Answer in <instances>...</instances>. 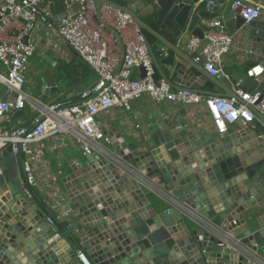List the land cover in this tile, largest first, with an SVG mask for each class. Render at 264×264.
I'll return each instance as SVG.
<instances>
[{
    "label": "water",
    "instance_id": "1",
    "mask_svg": "<svg viewBox=\"0 0 264 264\" xmlns=\"http://www.w3.org/2000/svg\"><path fill=\"white\" fill-rule=\"evenodd\" d=\"M94 1L98 11L107 5L132 18L152 57L155 82L159 78L169 82L166 73L174 72L208 89L223 86L232 96L228 80L210 77L202 62L194 63L192 55H185L163 37L178 40L184 30L202 39L205 22L216 14L197 11L182 0H149V17L159 30L155 31L131 9L137 0H121L124 5L118 0ZM222 20L228 34H240L249 43L251 59L264 69V22L245 24L232 12L222 15ZM105 28L120 39L111 27ZM142 31L156 39L159 52L163 47L171 52L156 56ZM174 55L202 77L194 76ZM140 72L143 77L144 71ZM237 86L244 92L264 95V80L245 77ZM252 112L260 122L257 132L229 125L227 132L235 130L230 137L233 144L208 142L159 124L149 129L148 140L141 137V151L109 135L111 144L104 153L84 155V165L79 159L73 162L76 165L71 162V172L63 179L64 197L82 229L78 243L87 249V259L92 264H264L253 247L261 244L264 232H253L242 215L253 204V190L264 187V116ZM23 114L18 110L12 119ZM140 186L153 191L162 206L152 207ZM0 199V264H81L77 251L61 244L33 196L26 194L11 147L0 153ZM190 219L199 229H188L186 220ZM247 247L250 253L245 251Z\"/></svg>",
    "mask_w": 264,
    "mask_h": 264
},
{
    "label": "built area",
    "instance_id": "2",
    "mask_svg": "<svg viewBox=\"0 0 264 264\" xmlns=\"http://www.w3.org/2000/svg\"><path fill=\"white\" fill-rule=\"evenodd\" d=\"M55 1L3 0L0 3V87L5 88V93L0 96V153L11 147L13 155L23 157L21 164L18 162L19 173L30 198L31 189L42 192V177L34 165L39 162L41 152L37 147L41 142L56 136H68L83 155L96 151L104 153L105 148L99 143L103 141L109 145L111 139L97 125V115L112 107L130 110L131 102L143 95L156 104L168 102L202 106L219 136L224 135L232 124L241 129L260 124L252 110L264 116V95L246 93L236 85L231 86L232 96H203L188 87L172 89L165 80L155 82L148 47L127 13L107 5H101L98 11L94 0H59L64 11L55 18L50 12ZM138 9H144L143 5ZM205 9L216 16L205 22L202 39L187 38L185 48L193 56L194 63L202 62L205 73L218 79L223 75L222 61L232 47L233 36L228 34L222 17L217 13L228 9L247 24L260 19L262 7L247 0H206ZM148 11L149 8L145 14ZM52 18H55L54 24L50 22ZM93 20L97 22L93 23ZM40 23L52 28L96 76L95 82L79 93L76 103L54 101L45 104L26 98L22 91L28 61L37 45L33 32ZM106 26L119 34L123 47L120 68L121 59L110 49L105 35ZM109 34L113 38L111 31ZM24 37L27 38L25 43L22 42ZM48 45L56 47L51 40ZM140 69L144 71L143 77H140ZM134 72H137L136 77ZM262 75L264 69L260 64L246 72V77L254 81H259ZM26 108L33 112L28 126L3 127V122H9L11 114ZM52 199L44 200L43 204L48 210L56 211L58 206L54 201L57 202L59 196L53 194ZM70 215V209L61 211L59 215V220L67 227ZM46 224L52 227L54 220L47 217ZM253 247L257 248L255 244ZM76 259L81 264H92L83 251H77Z\"/></svg>",
    "mask_w": 264,
    "mask_h": 264
},
{
    "label": "crops",
    "instance_id": "3",
    "mask_svg": "<svg viewBox=\"0 0 264 264\" xmlns=\"http://www.w3.org/2000/svg\"><path fill=\"white\" fill-rule=\"evenodd\" d=\"M3 0H0V3ZM183 2L191 3L194 5L196 10L205 11V1L206 0H182ZM250 2L258 3L262 7V13L259 21L264 22V0H247ZM117 3L124 5V2L118 0ZM149 0H137L131 9L133 12L142 19L148 26L153 30L159 31L153 24V20L149 17V12H147L150 6ZM138 5V6H137ZM143 5L144 9L139 10L138 7ZM42 7H44L42 5ZM64 7L61 1L56 0L50 7V12L53 17H58L63 14ZM142 11V12H141ZM228 9L224 12H218L217 16L224 15L228 13ZM55 18H52L50 22L55 23ZM97 20H93L96 23ZM152 23V25H150ZM106 38L108 39L110 49L117 53L120 59L123 56L122 44L119 39L113 35L110 37L109 31H105ZM8 36H11L9 34ZM33 37L36 42V50L33 55L29 58L27 71H26V83L22 88V91L26 98L35 99L41 103H50L54 101H60L63 103H76L79 100V93L83 90L80 88L81 85L88 87L93 84L96 80V76L92 72L90 76L87 77L86 74L90 72V67L84 63L79 57L70 49V47L64 44L52 28L47 27L46 24L40 23L38 28L34 30ZM163 37L178 50H180L185 55H191L185 48V40L191 37L190 34L183 30L181 37L178 40H174L170 35H163ZM56 45V47L48 45L50 41ZM156 39L150 44L152 50L159 56L162 52L169 51L166 47H163V51H158V46L155 44ZM171 52V51H169ZM251 54H253L249 48V43L244 40L240 34L233 36V43L229 53L224 57L222 61L223 75L218 78L228 80V86L235 87L239 79L246 77V72L258 65L255 60L251 59ZM176 57V55H174ZM178 60V58L176 57ZM179 61V60H178ZM186 68L189 69L194 76L202 77L201 73L194 67H191L184 61H179ZM34 64V70H36V79L38 83L35 84L30 78L29 70L30 66ZM89 67V68H88ZM1 70V69H0ZM92 71V70H91ZM133 75L136 77L137 72ZM166 77L172 86V89L177 87H188L193 89L197 93L203 96H218L226 97L228 96L225 89L215 85L212 89L206 88L204 85L193 84L189 82L184 74L177 76L174 72L166 73ZM162 80L159 78L158 81ZM235 80V81H232ZM259 80H264V75L260 77ZM48 85V86H47ZM196 85V86H195ZM45 87V90L44 89ZM25 87V89H24ZM48 87V88H47ZM5 89V88H2ZM35 90L38 94L35 95ZM78 90V94L74 91ZM3 93V92H2ZM0 92V95H2ZM5 93V92H4ZM248 93V92H246ZM24 114L17 118L12 119L10 116L9 122H3V127L10 128L16 127L20 124L29 125L32 118L33 112L29 108L23 109ZM96 122L99 128L102 130L104 135L107 137L109 135L118 136L125 142L128 147H133L136 151H141L144 149V143L141 137L148 140L150 138L149 129L155 125L162 124L163 126L171 125L175 131L178 133H185L188 135H193L196 138H204V140L216 141L221 140L226 143H232L231 136L235 132L234 129L231 132H226L224 135L219 136L214 128L212 127L211 120L207 115L206 111L202 106L198 105H184L182 103H168L162 102L156 104L151 101L146 95L134 100L130 104V110H125L120 107H112L102 113H99L96 117ZM139 126L136 128L135 126ZM260 124L255 123L253 127H250L252 132H257ZM241 129V128H240ZM102 147L106 148L107 143L100 141L99 143ZM41 154L38 159V163H34L36 170L40 173L42 181L40 186L42 192H38L40 197V202L34 201L38 211L44 215L46 218L50 217L46 212L44 200L53 201L52 195L57 194L59 199L54 201L58 210L51 211L55 217L59 219L61 211L65 209H70L71 215L68 219L69 227L65 226L64 223L61 228H58L55 224L51 227L54 229V233L58 234L62 242L66 243L69 247L75 251L85 252L86 258L89 255L86 253V248L78 243V234L81 233L82 229L78 225V219L76 217L75 211L72 209L68 200L64 197V182L63 179L65 175L71 172V162L80 160V156H84L80 149L76 146L75 141H73L68 136H56L41 142L37 147ZM144 151V150H143ZM96 153H99L96 151ZM23 157L17 156L18 162L20 163ZM81 163V160H80ZM21 164V163H20ZM68 170V173L66 172ZM262 182H264V166L262 169ZM154 183L158 182L157 177L151 178ZM142 192L147 198L148 203L154 208H160L162 206V201L156 197V194L151 191L146 186H140ZM253 204L250 205L242 215L244 216L247 225L251 228L253 232L263 231L264 232V187L253 190ZM45 208V209H44ZM48 210V209H47ZM195 221L190 219L186 220L188 229L194 231L199 229V227L194 223ZM65 228H64V227ZM77 232V233H76ZM209 233V231H206ZM261 244H257L258 257L264 261V237H261ZM247 245V244H246ZM245 245V246H246ZM245 251L250 253V247L245 248ZM91 261V260H90Z\"/></svg>",
    "mask_w": 264,
    "mask_h": 264
},
{
    "label": "trees",
    "instance_id": "4",
    "mask_svg": "<svg viewBox=\"0 0 264 264\" xmlns=\"http://www.w3.org/2000/svg\"><path fill=\"white\" fill-rule=\"evenodd\" d=\"M150 25H152V23H150ZM142 32L145 34V36H146V38L148 40V43L151 44L153 42L154 37L150 33H148L147 31H142ZM90 73L92 75V71L91 70H90V72L88 74H86L87 77L90 76ZM31 192H32V196H33L34 200L40 202V197L38 196V193L36 191H34L33 189H31ZM45 212L54 220V224L56 226H58V228L62 227L63 223L57 217H55L54 214L50 210L45 209Z\"/></svg>",
    "mask_w": 264,
    "mask_h": 264
},
{
    "label": "rangeland",
    "instance_id": "5",
    "mask_svg": "<svg viewBox=\"0 0 264 264\" xmlns=\"http://www.w3.org/2000/svg\"><path fill=\"white\" fill-rule=\"evenodd\" d=\"M34 68V64L33 65H31L30 66V70H29V74H30V78H33V82L35 83V84H37L38 83V80L36 79V70H34L33 69ZM0 69H2L1 68V66H0ZM2 88H4V87H0V92L2 93V95L4 94V92H5V89H2ZM24 89H25V87H24ZM35 95L36 94H38V92L35 90ZM2 95H0V96H2ZM80 156V160H81V163L84 165V164H86V161H85V159L81 156V155H79ZM66 172L68 173V170H66ZM23 185H25L24 184V182H23Z\"/></svg>",
    "mask_w": 264,
    "mask_h": 264
},
{
    "label": "bare ground",
    "instance_id": "6",
    "mask_svg": "<svg viewBox=\"0 0 264 264\" xmlns=\"http://www.w3.org/2000/svg\"><path fill=\"white\" fill-rule=\"evenodd\" d=\"M0 202H1V199H0ZM1 204H3V203L1 202Z\"/></svg>",
    "mask_w": 264,
    "mask_h": 264
}]
</instances>
